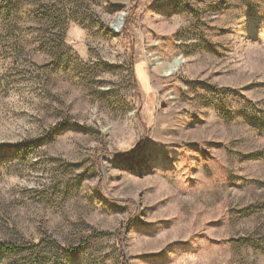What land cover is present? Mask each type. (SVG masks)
Wrapping results in <instances>:
<instances>
[{
	"label": "rangeland",
	"instance_id": "obj_1",
	"mask_svg": "<svg viewBox=\"0 0 264 264\" xmlns=\"http://www.w3.org/2000/svg\"><path fill=\"white\" fill-rule=\"evenodd\" d=\"M0 241L264 264V0H0Z\"/></svg>",
	"mask_w": 264,
	"mask_h": 264
},
{
	"label": "trees",
	"instance_id": "obj_2",
	"mask_svg": "<svg viewBox=\"0 0 264 264\" xmlns=\"http://www.w3.org/2000/svg\"><path fill=\"white\" fill-rule=\"evenodd\" d=\"M56 128V127H55ZM55 128H52V130L54 129L55 130ZM19 145H21V143H19V144H16V145H14L15 147H17V146H19ZM17 249V247L16 246H14L13 244H11V243H9V242H3V241H0V250H6V251H11V250H16Z\"/></svg>",
	"mask_w": 264,
	"mask_h": 264
},
{
	"label": "bare ground",
	"instance_id": "obj_3",
	"mask_svg": "<svg viewBox=\"0 0 264 264\" xmlns=\"http://www.w3.org/2000/svg\"><path fill=\"white\" fill-rule=\"evenodd\" d=\"M121 18H122V14H120V15L117 17V19H116L117 22L114 24V25H115V28H118V27H119V24H120ZM180 62H181V60H179V59H175V60L173 61V63L168 67V69H170V70L175 69V66H177Z\"/></svg>",
	"mask_w": 264,
	"mask_h": 264
},
{
	"label": "water",
	"instance_id": "obj_4",
	"mask_svg": "<svg viewBox=\"0 0 264 264\" xmlns=\"http://www.w3.org/2000/svg\"><path fill=\"white\" fill-rule=\"evenodd\" d=\"M117 21H114L113 23H112V26H113V24H115ZM120 24H121V21H120ZM120 24H119V26H120Z\"/></svg>",
	"mask_w": 264,
	"mask_h": 264
}]
</instances>
